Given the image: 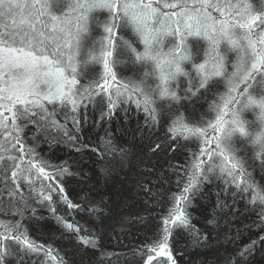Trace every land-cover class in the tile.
<instances>
[{
    "label": "snow or ice",
    "instance_id": "snow-or-ice-1",
    "mask_svg": "<svg viewBox=\"0 0 264 264\" xmlns=\"http://www.w3.org/2000/svg\"><path fill=\"white\" fill-rule=\"evenodd\" d=\"M118 114L125 125L136 119L138 152L114 143ZM89 124L104 132L95 145L84 139ZM56 148L80 159L54 163ZM178 150L184 163L167 170L177 176L176 192L137 184L168 209L155 239L132 257L177 264L174 233L207 242L191 209L211 185L207 224L220 228L223 219L229 245L246 232L256 237L225 248L222 264H247L264 247V0H0V264H68L52 243L30 235L43 219L38 208L98 253V264H118L120 254L103 245L104 209L66 190L67 179L87 175L71 169L86 151L107 158L102 172L111 177ZM159 175L160 188L171 182ZM57 205L69 215L94 213L93 227L69 222Z\"/></svg>",
    "mask_w": 264,
    "mask_h": 264
},
{
    "label": "trees",
    "instance_id": "trees-1",
    "mask_svg": "<svg viewBox=\"0 0 264 264\" xmlns=\"http://www.w3.org/2000/svg\"><path fill=\"white\" fill-rule=\"evenodd\" d=\"M128 74L130 75V73ZM140 119L142 122V115ZM135 127V118L130 119L125 125L119 119L118 114L116 122L112 125L114 143L117 148L127 147L133 152H138L139 138L133 140V134L130 131ZM102 136H104L103 130L92 128L90 124L84 130L85 141L93 145L99 143V138ZM50 155L54 163H59L63 159H68L71 163L73 158L80 159L79 156H67L61 148H56ZM184 160L182 151L178 150L166 156L154 157L149 164L143 166L139 164L129 165L123 171L118 170L111 177H107L102 172L107 163V158L101 159L95 153L86 151L83 154V163L79 167L71 169L74 172H83L87 175L67 179L66 190L69 191L70 197L75 202L85 206L98 205L104 209L107 227L105 228L103 245L109 252L120 254L118 264H140L139 259L132 257V252L145 243L150 244L155 239L156 234L160 232L162 217L167 214L168 201L162 199L155 202L149 198L147 193L139 190L137 184L143 180L145 183H149L153 192L158 190L162 193H167L169 190L176 192L178 190L175 183L177 176L167 170L169 163L183 164ZM152 164L157 165L154 172L148 173L141 170L142 167H150ZM161 171H165L166 178L171 181L164 184L163 188L159 187ZM254 175L256 180L261 182V177L258 174ZM90 188L94 190L95 195L89 199L80 200L77 194L81 193V190L87 192ZM215 190L214 186L205 185L202 195L193 202L191 209L195 217L193 224L208 234V241H202L196 245L193 244L191 236L187 233L173 234L171 246L177 264H222V258L226 255L225 248L230 252L233 247L247 243L249 236L252 239L256 238L254 232H246L236 246L229 245L223 239V233L228 227L223 219L219 222L220 228L207 224V219L211 218L215 207L216 197L213 194ZM25 195L27 196L28 193L25 192ZM146 199L148 200L147 204L145 203ZM243 205L244 202L241 201L240 207L242 208ZM37 214L42 215L43 219L38 224L29 226V232L33 239L42 243H52L68 264H98L100 259L98 253L80 245L70 234H62L56 221L46 209L38 208ZM57 214L64 216L69 222H78L84 228H92V221L95 219L94 213L73 212L69 215V211L63 205H57ZM254 219L255 215L252 214L250 217H245L243 223L251 224ZM236 226H240L239 222ZM125 254L129 257L128 261L124 259ZM158 260L160 264H165L166 258H158ZM153 264H157V261H154ZM247 264H264V247H258L255 253L247 258Z\"/></svg>",
    "mask_w": 264,
    "mask_h": 264
}]
</instances>
